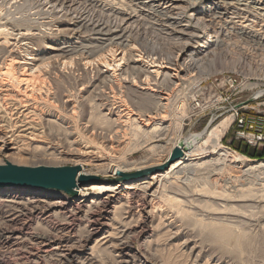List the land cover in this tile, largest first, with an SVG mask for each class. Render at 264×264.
<instances>
[{
  "label": "rangeland",
  "instance_id": "obj_1",
  "mask_svg": "<svg viewBox=\"0 0 264 264\" xmlns=\"http://www.w3.org/2000/svg\"><path fill=\"white\" fill-rule=\"evenodd\" d=\"M148 1L150 0H147V2ZM210 1L213 2L214 0ZM46 2L47 0H0V26L5 25V27H9L10 29H16L17 27L28 29L30 28V30L33 31V34H37L34 36V44L28 47L29 50L32 47L33 48L30 51H33L34 49H43L44 45L50 44L54 41L50 33L52 32L51 30H54L56 26H58L56 21H61V24L65 26L66 23L69 22L67 21V17L72 19L79 17L72 12L73 8L76 7L77 9L79 6L72 7L71 11L68 13V16H66L63 15L64 11L62 13L56 14L60 10V8H56V10L52 12L51 6L53 5V3L46 5ZM114 2L116 3H114L113 6L115 7L113 8H122L125 11L127 10L128 14L129 8H124L126 7L125 5L129 3L128 1L125 0V3L124 1L123 3H121V0L120 2L119 0H115ZM103 3V0H94L90 4L86 3V5H89L85 10V14L88 15V19L91 18V20H99L102 22L104 21L109 26L117 24V20L120 16L122 17V14H117V12L113 13L114 10H112V12L106 11L107 7H103ZM206 3L207 0H203V4L206 5ZM69 5L70 4H66V6ZM123 5L124 7H122ZM170 5L171 3H168V5L162 4L161 8H168V6ZM182 7L185 8L186 6L184 7L183 5L181 6V8ZM101 8L103 9L101 10ZM135 9L136 14H138L136 16H139V9ZM198 10H200L199 5H195L193 10L187 9V19L183 18L180 21V24H174L171 20L169 23L165 24V26H168L169 29H167V27H161L160 23L156 21L155 17L150 16L149 18V16H146L145 13L138 18L136 17L131 19L126 24H124V22L122 23L124 27L132 28L130 29V31H132L131 37L135 41L136 47V53L134 51H132V53L133 55H136L134 56L135 59H137V55L140 54L145 57L146 55H150L148 57L149 59L151 57H155L165 60H172V58L179 56L178 64H182L183 61H194L195 63H197L194 64V68L192 67L193 69L188 74L184 72L178 73V83L170 86V88L167 87V90L161 91V94H163L164 97L173 99V101H175L173 102V104H168V108L166 110H163L164 113L157 112L154 114L155 116L156 114L159 115V113L162 114H160L159 116L157 115L154 119L150 120L146 117H144L143 119L136 118V116L131 118V120L133 118L137 119L136 123L139 124V127H142L143 129L148 127L149 131H151V128L155 127L156 124L159 125L160 123L159 127H164V130L166 131L163 133V135H161V137H159V139H150L151 137L148 135H143V133L141 132L136 133V126L130 120H128V122H123L124 119H120L121 121L119 120L120 122H122L120 123L121 125L117 123L116 125L112 126V129H115L114 127L117 126L116 129L119 134L116 133V137H114L115 135H111L112 133L109 134L106 132L108 131V125L106 123L97 124L92 132L91 130L93 128V125L88 120L89 116H87V112L90 114V108L87 109L88 106L86 105V103L84 104L83 102H80L81 99H78V97L81 95V93H79L78 91L79 83H77L79 82L78 79L80 75L77 71V73L74 72V70H76V67H74L75 65H73L74 63L72 62L71 64L69 62V64L67 65L71 64L73 65V67H71V65L69 67L65 65L63 68V66L61 67V64H57L58 66L55 64V66L52 65V67H49L51 65L49 64V68L47 67V65H45L46 68L43 66V68L45 69L41 71V74L44 75L41 76L44 80V84L40 85L38 83L40 80L39 78H41V76L39 77L38 74L37 77L35 76V78L39 80L37 81L36 79L33 84L36 85V82L38 83L37 86L40 85L39 87L33 86L31 84L32 86H29V89L27 88L28 90L22 92L25 86L21 85L20 87H22V89H19V92L21 93L15 95L16 97L24 96V94L26 96L31 95L29 96V100L27 101L28 103H26V105L30 106V110L36 107L34 109V112H36L37 117L40 116L41 118L38 119L36 117L38 120L35 118V125L36 129L38 130L35 133L37 134V137H32L33 140L31 137H25L26 139L23 138V140H25L24 144H26V146L32 144V146L39 145L41 147H44L47 146L48 143L53 146V143L56 142L55 145H57L58 150L62 151L64 150L63 147L65 148L66 146H64L63 144L58 146L57 141H59V144L62 143L61 141H64V134H62V132L67 128L68 131L71 132V137L69 138L71 140H77V147H79L77 149H82L85 145L88 144L87 147L90 148V150L95 148L96 150L94 152H98V154H96L97 158H95L96 160H98V162L95 161L94 163L96 164H89L86 167V171L91 172L92 174H99L98 167L101 169V165L103 163H106L107 161H121L120 163L123 164H126L127 161V164L129 165L139 163L146 164L144 166H148L150 164L154 165L156 163L160 164L166 160L170 148H172L173 144L178 138H185L189 135L201 134L206 130H211L212 128L217 126L225 117L229 116L224 115L213 123L208 124V116H199L196 115V113H194L193 111L194 101H200V99L205 100L213 91L219 92L220 90H223L222 85L224 78L232 76L239 80H243V82L248 84L249 87L256 86L264 91L263 44L256 45L246 40L237 38L234 36V34H232L231 31H223V33L221 34L222 31L219 28L221 23H217V21L213 23L208 22L209 19L205 18L203 14L198 12ZM177 11L181 10L171 11V13L173 12L172 14L170 13L172 17ZM231 12L235 11L232 10L230 11V13ZM241 12L242 11H240L239 14H241ZM228 16L231 18L236 17L235 15ZM241 16H245L244 20L238 18L234 19V21L237 22V26H250L251 31L254 33L256 32L257 34L259 33L260 37L262 38V34H264V19L256 16L255 14H253V17L249 14H242ZM100 18L102 20H100ZM245 19L247 20V22H245ZM229 20L230 19L227 18V21ZM154 21L156 23H154ZM203 23L204 25H201ZM9 28L7 30H9ZM184 34H187V36ZM191 35H193V38H190ZM211 36H214L212 40L210 39ZM216 38L219 40V43H217V45H211L205 52L201 53L205 50L204 47L201 48L202 46H204V39L213 41ZM0 40H2V37H0ZM8 41L10 43H13L12 38H9ZM178 41L181 43L183 41L189 42V44H191V48H193L194 51L191 52V49H188L182 53L177 52L178 48H175L174 45L178 44ZM11 48L14 49L13 51H15L17 54L19 53L18 55H24V47L23 49H20V51L16 50V48L10 45L7 50ZM194 52H196V54ZM202 58H204V60H201ZM198 60L201 61L199 62ZM50 68H53V70L51 71ZM99 68L102 71L106 70V68H104L103 66H99ZM45 70H47L46 73ZM164 72H166V70ZM170 73L173 75V72ZM93 75L94 73L89 74L90 77H92ZM121 84L123 83H119V88L121 87L120 89L121 91H123V86L127 87V85L124 84L122 86ZM31 87L37 88H32L33 90L31 91ZM67 95L69 97H72V99L70 98V105L72 107L75 106V104L76 106L80 103H82V105L84 104L83 106L81 105V107H79L80 105L77 106V109L74 108L75 114L70 113L72 111V107L70 105L67 106V108L70 106L67 109L66 107H64L65 104L62 103L65 102ZM30 99L35 102L30 104L29 102H32L30 101ZM22 100L25 101L24 97ZM38 107L40 108V110ZM64 108L67 109V111L69 110L70 112H66ZM135 108V111L139 110L136 105ZM149 108H151L150 105H148L146 108H141L140 110L142 114L146 115V112L153 111ZM101 109L102 113H104L108 108ZM255 109L260 110L262 108ZM24 110L25 109H23V107H20V105L18 106V111L25 112ZM79 111L83 113L81 114L79 113ZM47 119L49 120V122ZM231 124L232 119L229 121V124L226 128H222L223 135L221 136L220 144L223 147L231 150L232 152H235L234 147H236L239 142L234 139V133L231 128ZM103 126L106 128H104ZM77 127H79L80 130ZM40 128L42 129L43 133L45 132L44 136L43 134H39L41 132ZM67 129L65 132H68ZM76 133L78 134L76 135ZM38 134L41 136V138ZM154 136L158 137L157 134ZM53 137L55 139H52L53 141H51V138ZM81 138H83L85 141L83 139L81 140ZM109 138L113 139L114 141L110 140ZM85 142L88 143L86 144ZM117 142L118 146L116 147ZM110 143H112L113 147L115 146L112 151L109 150ZM89 144H92V147ZM153 145H159L163 148L151 150L150 147H152ZM87 147L85 146V148ZM256 150L258 152L264 153V149L262 148H258ZM237 154L241 155L240 153ZM25 156L27 158L24 157V162H17L18 164L13 163V165L24 167H67L71 165V162L68 158H60V160H49L47 157L45 158L39 155H35L33 157H28L27 155ZM241 156L244 160L264 162V160H252L243 155ZM204 160L206 161L207 159ZM198 163L200 162L198 161ZM206 165H203L199 168L191 167L185 169L181 173L176 174V176H171L170 178L165 180L166 182H163L160 187L153 183V188L151 191L157 189L156 191L158 192L155 197H153V199H151L150 197L143 198V193L139 191L130 192V196H128V206L132 209L135 216L136 213L141 210V208L142 210L145 209V211L152 212L150 224L146 223L145 232H143L142 234H140L139 229L135 227L137 216L130 221H125L129 222V227L131 228L130 230H128L129 235L127 234V241L129 242L128 244L131 247L130 254L133 255L134 258H136L135 264H164V262L166 264H264V177L259 176L256 173L254 175V173L252 174L248 172V162H243L242 164H238L236 166L230 165L229 167L224 169L225 172L222 171L220 173L216 171L219 165L214 163L207 166ZM97 178L99 179V182L105 183L108 187L116 188V190L113 192L107 191L105 193L97 192L98 194L96 195L95 193H93V191H90V186L92 184H98L99 182L92 183L90 186L85 187L89 191H87L83 201L79 196L71 197L62 192L51 190H46V192L51 194L65 195L64 197L71 205H89L90 201L97 196L98 198L103 199L105 202H110L109 205H111L113 202L116 204L117 202L123 204L122 202H124L123 200H125V192L122 191L123 187L118 188V185L125 182H119L117 180L119 177L104 180L100 177ZM144 178L148 179L150 178V176L139 177V179H142V182L139 183H145V181L147 180H144ZM18 189L22 191L32 190L27 188ZM1 197L3 196L0 195V198ZM18 200L19 199H17V201ZM121 212L123 215L124 210H122ZM15 215L17 214H13L14 219L16 220L17 224L19 223L17 225V229L23 222H29V224L33 227L36 224L35 226L39 227L37 228V232L40 233L43 232L44 229V231H48L50 229L51 225H46V228H44L45 224H42L40 220L34 217L29 218V216H24L20 220V218L15 217ZM1 220L0 233L2 235L5 234L7 230L9 231V228L12 225H8L5 221ZM115 220L117 221V219ZM56 222L57 221H55V223ZM99 223L101 224V221H99ZM41 225H43L44 227ZM152 229L154 230L153 232ZM220 230H222L221 234L219 233L221 232ZM102 232L103 231L101 230V232H99L94 238L88 241L85 246L73 247L72 251H77L79 253L87 252V248L93 244V240L96 237L100 236ZM24 251L25 250L10 252L5 245H0V260L5 259V264L35 263V261H22L23 259H21L20 256L19 258H17V254H23ZM34 253L36 255L38 254L37 256L40 258V261L35 264H55L52 261H49L48 258H45L46 256L43 252L36 253V251L34 250ZM43 257L44 262L41 260ZM109 257L110 256H101L103 262H105L106 264L114 263L112 262V258ZM70 261V264L76 263L75 259H71Z\"/></svg>",
  "mask_w": 264,
  "mask_h": 264
},
{
  "label": "bare ground",
  "instance_id": "obj_2",
  "mask_svg": "<svg viewBox=\"0 0 264 264\" xmlns=\"http://www.w3.org/2000/svg\"><path fill=\"white\" fill-rule=\"evenodd\" d=\"M93 1L94 0H47V2L45 3L46 5L53 3V5L51 6L52 12H54L56 8H60V10L56 14L62 13L64 11L63 15L66 16H68V13L71 11L72 7L79 6L77 9L75 7L72 10V12L79 17L73 19L67 17V21L69 22H67L65 26L61 24V21H56L58 26H56L54 30H51L52 32L50 33L54 41L50 44L44 45L43 49H34L33 51H30L33 48L30 47L31 49L29 50L28 47L34 44V36L37 34H33V31H31L30 28L28 29L14 27L16 29H10L8 27L9 30H7L8 28L5 27V25L0 26V37H2V40H0V165L5 164V162L12 164H15L17 162L20 163L21 161L24 162L23 160L25 159L24 157H26L25 155H27L28 157L39 155L45 158L47 157L49 160H60V158H68L71 162L70 166L79 169L78 178H80L81 176L100 177L103 180L118 177L119 174L129 175L132 173H143L144 171L150 169L165 167V165H167V167L166 169L155 171L150 175V178L148 179L144 178V180H147L145 181V183H139L142 182V179H139V177H142L141 175H137L135 179L122 180L125 183L119 184L118 188L123 187L122 191L125 192V200H123L125 203L122 202L123 204L119 202H117L116 204L113 202L111 205H109L110 202H105L103 199H100L97 196L90 201L89 205H71L67 202L68 200L64 197L65 195L47 193L46 190L38 191L32 189L31 191H22L18 188L0 189V195L3 196L0 198V218L8 225H12L9 228L10 230H7L5 234L1 235L0 233V245H5L10 252L25 250V254H17V258H19L20 256V258L23 259L22 261L25 262L35 261V263H37L40 261V258L37 256L38 254L36 255L34 253L35 250L36 253L43 252L46 256L45 258H48L49 261H52L55 264H70L71 259L76 260V263L74 264H106L105 262H103L101 256H110L112 258V262H114L112 264H135L136 258H134V256L130 254L131 247L129 246V242L127 241L128 230H130L131 228L129 227V222L125 221H130L137 216L135 227H137V229H139L140 231V234H142L143 232H145L146 223L150 224L152 212L145 211V209L142 210L141 208V210L136 213L135 216L132 209L128 206V196H130V192L139 191L143 193V198L150 197L151 199H153V197H155V195L158 193L156 191L157 189L151 191L153 188V183L160 187L163 182H166L165 180H167L171 176H176V174L181 173L185 169L191 167L199 168L203 165H210L212 163L219 165L216 171L220 173L230 165L236 166L238 164H242L243 162H248V172L252 174L254 173V175L256 173L259 176L264 177V162L244 160L241 155L232 152L231 150L223 147L220 144V139L223 135L222 128L224 129L228 126L229 121L232 119L230 116L225 117L217 126L212 128L211 130H206L201 134L189 135L185 138H178L173 144L172 148H170L166 160L160 164L156 163L152 165L149 163L150 165L144 166L146 164L139 163L129 165L127 164V161L126 164L120 163L121 161H107L106 163H103L101 165V169L97 166L99 169V174H92L91 172L86 171V167L89 164H93L95 161L98 162V160L95 159L97 158L96 154H98L97 151L94 152L96 149L93 148L90 150V148L87 147L88 142H85L87 145L84 144L87 148H85L84 146V148L82 149H77L79 148L77 147V140H74L73 138V140H71L69 138L71 137V132H69L67 128L66 129L68 132H65L66 129L64 131L62 129V134H64V141H61L62 143L60 144L58 143L59 141H57L58 146L62 144L66 146L65 148L62 146L64 149L62 151L58 150L57 145H55L56 142L53 143V146L48 143V145L44 147H41L39 145L32 146V144L26 146V144H24L25 140H23V138L37 137V134L35 133L38 130L36 129L35 125V118L37 116L36 112H34V109L36 107L30 110V106L26 105V103H28L27 101L29 100V96L31 95L26 96L24 94V96L20 97L15 96L18 95V93H21L19 92V89H22V87L20 86H25V88L23 89L24 91L22 90V92H25L29 89V86H37L38 83L40 85L44 84V80L42 79V76L44 74L42 75L41 71L46 68L45 65H47L48 67V65L51 64L49 67H52V65L55 66V64H61V67L63 66L64 68L65 65L69 67L72 62L74 63L73 65H75L74 67H76V70H74L73 68L72 69L74 70V72L77 71L80 75L78 79L79 82L77 83H79L78 91L79 93H81V95L78 97V99H81L80 102H83L84 104L86 103V105L88 106V108L86 107L87 109L90 108V114L87 112V116H89L88 120L93 125V128L91 130L92 132L97 124L106 123L108 125V131L106 132L109 134L112 133L111 135H115L114 137H116V133H118L116 129L117 126L114 127L115 129H112V126L116 125L117 123H122L120 122V119H124L123 122H128V120H130L136 126V133L141 132L143 133V135L150 136V139H159V137L163 135L166 130H164V127H159L160 123L159 125L156 124L155 127L151 128V131H149L148 127L145 129L139 127V124L136 123L137 119L133 118L131 120V118L134 116L139 119H143L144 117H146L150 120L154 119L158 115L156 114L155 116V113L163 112V110H166L169 106L168 104H173V102L175 101H173V99L164 97L163 94H161V91L167 90V87L170 88V86L178 83V73L184 72L188 74L194 68V64L197 63H195L194 61H183L182 64H178L179 56L172 58V60L166 59V61L165 59L155 57H151L149 59L148 57L150 55H146L145 57L140 54L137 55L138 58L135 59L134 56L136 55H133L132 53V51L135 52L136 50L135 41L131 37L132 31H130V29L132 28H126L124 27V25H122V23L124 22V24H126L131 19L136 17L138 18L144 13L146 16L148 15L149 18L150 16L155 17L156 21L160 23L161 27H167V29H169V27L165 26V24L169 23L171 20L174 24H180V21L183 18L187 19L186 10H193L195 5H199L200 10H198V12L203 14L205 18H208V22L213 23L217 21V23H221L219 27L222 31L221 34L223 33V31H231L232 34H234V36L237 38L246 40L256 45L263 44L264 46V34H262L263 36L261 38L259 33L257 34L256 32L254 33L251 31L250 26H237V22L234 21V19L236 18L244 20L245 16H241L242 14H249L252 17L253 14H255L256 16L264 19V0H214L213 2L207 0L206 5L203 4V0H150L148 2L147 0H126L129 3L125 5L126 7H124V5L122 7H124L125 9L127 7L129 8L128 14L127 10L125 11L122 8H113L115 7L113 6L114 3H116L114 2L115 0H103V7H107L106 11L112 12V10H114L113 13L117 12V14H122V17L120 16L117 20L118 23L114 24L113 26L107 25L104 21L102 22L99 20H91V16L89 17L90 19H88V15L85 14V10L89 5H86V3L90 4ZM123 1L125 3V0H121V3H123ZM168 3H171L168 8H161L162 4L168 5ZM66 4L70 5L66 6ZM182 4L184 5V7H186L181 8V6H183ZM134 7L139 9V16H136L138 14H136V9ZM102 9L103 8H101V10ZM173 10L181 11H177L174 15L176 17H172L171 14L173 12L171 13V11ZM232 10H234L235 12L230 13V11ZM240 11H242L241 14H239ZM228 15H235L236 17L231 18ZM227 18H229L230 20L227 21ZM100 20L102 19L100 18ZM245 22H247L246 19ZM154 23L156 22L154 21ZM201 25H204V23ZM184 35L187 36V34ZM191 37L193 38V35H191L190 38ZM9 38L13 39V43H10L8 41ZM212 38H214V36L210 37L211 40ZM211 40L209 41L208 39H204V46H202L201 48L204 47L205 50L201 53L205 52L211 45H217V43H219V40L217 38L213 41ZM10 45L16 48V50L23 49L24 47V55H18L19 53L17 54L15 51H13L14 49L12 48L7 50ZM174 46L175 48H178V50H176L180 53L188 49H191V52L194 51L193 48H191V44H189V42L183 41L181 43L178 41V44H175ZM194 53L196 54V52ZM201 60H204V58H202ZM69 62L71 64L67 65L69 64ZM73 65H71V67H73ZM43 66L45 68H43ZM99 66H103L104 68H106V70L102 71ZM53 68H50L51 71L53 70ZM47 70H45V73ZM165 70L166 72H164ZM170 72H173V75ZM92 73H94V75L90 77L89 74ZM37 75L39 77L42 75L41 78H39L40 80L35 78V76L37 77ZM36 79L37 81L39 80V82H35L36 85H34L33 83L34 81H36ZM120 82L123 83L121 84L122 86L124 84L127 85V87L123 86V91H121V87L119 88ZM32 88L35 89L34 87H31V91L33 90ZM23 97L25 101L22 100ZM70 98L72 99L71 96L69 97L67 95L65 102H62L65 104L64 107L67 108V106L70 105ZM30 101L32 100L30 99ZM34 102L32 101L29 103L31 104ZM19 105L20 107H23V109H25V112H27L25 113L23 111H18ZM79 105L77 104V106L81 107L82 103H80ZM135 105L139 108V110L135 111ZM148 105L151 106V108L149 109L153 111L146 112V115L142 114L140 109L146 108ZM75 106H71V112L69 110L67 111L69 107L67 109L64 108V110L66 112L75 114L74 108L77 109V106ZM101 108L108 109L105 111L106 113H102ZM80 111L79 113H81ZM160 114L162 113H159V115ZM37 118L39 119L40 116ZM77 128L79 129V127ZM40 131L41 132L39 134H43L44 136L45 132L43 133L42 129ZM77 134L78 133H76V135ZM156 134L158 137L154 136ZM39 137L41 138L40 135ZM52 139L54 140L55 138H51V141H53ZM82 139L83 138H81V140ZM179 143L189 144L190 149L187 151L182 149L183 157L173 163L167 164V160L169 159L172 150L177 147ZM89 145L91 146L92 144ZM117 146L118 142L116 144V147ZM114 147L112 143L109 144V150L112 151ZM162 148L163 147L159 145H153L152 147H150L151 150ZM204 159L207 160L205 161ZM198 161L200 163H198ZM85 187V185H81L77 180V185L73 189V192L77 196L81 197L82 201L86 196L87 191H89ZM115 190L116 188L108 187L103 182L92 184L90 186V191H93V193H95L96 195L98 194L97 192L105 193L107 191L113 192ZM17 199L19 200L17 201ZM122 210H124L123 215L121 212ZM12 213L17 214L15 215V217H19L20 220L24 216H29V218L34 217L40 220L42 224H45V227L41 225L44 228H46V225H51L50 229L48 231H44V229L41 233L37 232V228H39L38 226H35V223L37 222L34 223V227L31 226L29 222H23L17 229V225L19 223L17 224ZM115 219H117V221ZM55 221L57 222L55 223ZM99 221H101V224L99 223ZM101 230L103 231L102 234L93 240V244L87 248V252L79 253L77 251H72L73 247L75 246H85L88 241L94 238L99 232H101ZM153 231L154 230L152 229V232ZM220 231L221 232L219 233L221 234L222 230ZM43 259L44 257L41 260L43 261ZM5 262V259L0 260V264H5ZM164 264L166 263L164 262Z\"/></svg>",
  "mask_w": 264,
  "mask_h": 264
},
{
  "label": "built area",
  "instance_id": "obj_3",
  "mask_svg": "<svg viewBox=\"0 0 264 264\" xmlns=\"http://www.w3.org/2000/svg\"><path fill=\"white\" fill-rule=\"evenodd\" d=\"M222 87L207 99L194 101V113L208 116V123L231 116L234 139L250 148L264 149V91L232 76L223 79Z\"/></svg>",
  "mask_w": 264,
  "mask_h": 264
},
{
  "label": "water",
  "instance_id": "obj_4",
  "mask_svg": "<svg viewBox=\"0 0 264 264\" xmlns=\"http://www.w3.org/2000/svg\"><path fill=\"white\" fill-rule=\"evenodd\" d=\"M250 101V100H249ZM211 124V123H208ZM183 150H189L190 145L179 143L175 147L167 160V164L173 163L183 157ZM165 167L150 169L143 173H132L129 175H118V181L124 179H135L137 175L150 176L155 171L166 169ZM79 169L75 167H24L16 166L5 162L0 165V189L3 188H27L36 190H51L62 192L68 196H77L73 189L77 185V180L81 185L90 186L92 183L99 182L97 177L81 176L78 178Z\"/></svg>",
  "mask_w": 264,
  "mask_h": 264
},
{
  "label": "trees",
  "instance_id": "obj_5",
  "mask_svg": "<svg viewBox=\"0 0 264 264\" xmlns=\"http://www.w3.org/2000/svg\"><path fill=\"white\" fill-rule=\"evenodd\" d=\"M234 151L252 160H264L263 152H258L255 148H250L241 142L234 147Z\"/></svg>",
  "mask_w": 264,
  "mask_h": 264
}]
</instances>
